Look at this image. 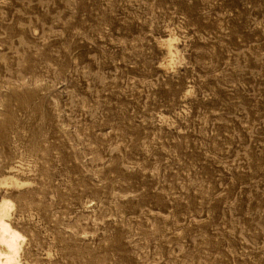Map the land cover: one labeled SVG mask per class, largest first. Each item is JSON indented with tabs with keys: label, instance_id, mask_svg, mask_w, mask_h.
Instances as JSON below:
<instances>
[{
	"label": "rangeland",
	"instance_id": "rangeland-1",
	"mask_svg": "<svg viewBox=\"0 0 264 264\" xmlns=\"http://www.w3.org/2000/svg\"><path fill=\"white\" fill-rule=\"evenodd\" d=\"M10 177L26 264H264V0H0Z\"/></svg>",
	"mask_w": 264,
	"mask_h": 264
},
{
	"label": "bare ground",
	"instance_id": "bare-ground-1",
	"mask_svg": "<svg viewBox=\"0 0 264 264\" xmlns=\"http://www.w3.org/2000/svg\"><path fill=\"white\" fill-rule=\"evenodd\" d=\"M161 43L167 46L170 61L179 62L182 56H180V50L174 40L169 37L168 39L166 38V40L162 39ZM175 66H177V64H175ZM17 167V164H13L10 171H15ZM5 176L7 177V175ZM23 184L26 185L24 182L21 183L17 177H10L8 180H0V187L5 186L7 190H9L10 187L21 188ZM14 207L15 202L8 196H4L0 199V264H26L23 258V243L25 241V236L12 223V211Z\"/></svg>",
	"mask_w": 264,
	"mask_h": 264
}]
</instances>
